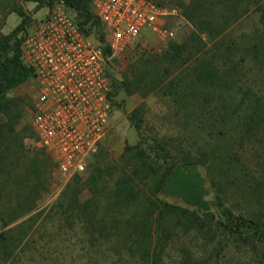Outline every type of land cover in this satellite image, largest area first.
<instances>
[{
	"label": "trees",
	"instance_id": "obj_1",
	"mask_svg": "<svg viewBox=\"0 0 264 264\" xmlns=\"http://www.w3.org/2000/svg\"><path fill=\"white\" fill-rule=\"evenodd\" d=\"M23 1L36 2L39 9L52 8L58 0ZM154 1L164 4L162 0ZM64 2L75 12V20L85 35L91 36L95 29L103 27L92 0ZM173 5L181 10L190 32L162 52L140 57V67L130 69L119 89L130 94L159 92L168 98L177 135H153L148 141L127 144L108 197L107 186L101 183L105 170L97 165L84 182L74 175L57 206L66 207L71 216H80L84 229L93 238L98 224L120 227L123 238L139 243L141 264H162L163 253L177 227L184 234L197 233L203 239L209 236L212 243L225 242V247H243L261 255L264 0H174ZM10 13H17L22 21L12 33L0 34L1 159L8 158L17 144L15 128L22 116L10 92L34 78L33 69L12 47V40L29 20L19 2L12 3ZM105 36V32L100 35L101 41ZM103 51L107 57L112 54L109 45ZM110 96L112 99L111 92ZM134 118L141 128L145 119L136 113L131 120ZM10 166L7 163L4 167ZM208 184L214 195L212 202L206 198ZM159 194L180 197L195 209L162 201ZM104 196L107 200H103ZM101 208L105 215L98 218ZM218 231L223 239L216 237L215 242ZM12 232L14 228L0 233V261L8 255ZM185 252L178 264L209 262L203 255Z\"/></svg>",
	"mask_w": 264,
	"mask_h": 264
},
{
	"label": "rangeland",
	"instance_id": "obj_2",
	"mask_svg": "<svg viewBox=\"0 0 264 264\" xmlns=\"http://www.w3.org/2000/svg\"><path fill=\"white\" fill-rule=\"evenodd\" d=\"M162 1L163 6L177 10V13L165 19L172 34L166 39H160L153 33H146L122 52L112 53L108 57L107 74L114 105L110 132L99 152L92 158L88 169L76 175L84 182L95 166H101L105 170L101 183L107 186L106 197L127 144L148 141L153 135L161 138L165 135H177L168 98L159 92L130 94L119 89L125 76L130 74V69L133 66L140 67V57L162 52L169 44L179 42L190 32V26L181 10L173 5L174 0ZM13 2H19L23 6L29 20L25 28L12 40L13 51L23 59L26 34L32 31L38 21L58 7L59 3L56 2L52 8L38 9L36 2L0 0V34L12 33L22 21L17 13H10ZM62 7L75 19L74 11L69 10L65 3ZM103 32L104 28L101 27L91 34L92 39L102 48L108 45L106 36L105 41L100 39ZM10 96L21 107L22 116L15 128L17 144L8 158L0 157V233L14 228L7 247L8 255L2 257L0 264H141L139 243L137 240L123 238L120 227L113 228L108 223L106 226L104 222L98 224L97 235L93 238L84 229L85 223L80 216H71L70 211H65L66 207L57 206L59 197L75 176L64 178L52 154L37 144V136L32 126L37 98L34 78H29L12 90ZM133 113L145 119L141 128L137 127V119L131 120ZM7 163L11 164L10 168L4 167ZM207 188L206 198L212 202L214 195L209 184ZM105 196L103 200H107ZM159 198L195 209L177 196L159 194ZM211 207L218 218L216 206L212 204ZM104 215L105 210L101 208L98 218ZM20 216L22 217L17 219ZM13 220L16 221L12 222ZM4 223L10 225L3 227ZM105 226L107 228L103 229ZM217 233L215 238L220 236L223 239L222 233ZM210 240L212 239L209 236L203 239L197 233L184 234L177 227L163 253L162 264H178L186 255L185 250L190 255L193 252L196 257L203 255L209 261L208 264H264V252L258 255L243 247H225V242L218 244Z\"/></svg>",
	"mask_w": 264,
	"mask_h": 264
},
{
	"label": "built area",
	"instance_id": "obj_3",
	"mask_svg": "<svg viewBox=\"0 0 264 264\" xmlns=\"http://www.w3.org/2000/svg\"><path fill=\"white\" fill-rule=\"evenodd\" d=\"M59 6L38 21L23 42L24 62L37 89L32 126L37 144L64 178L82 174L110 132L114 105L102 46ZM108 45L118 54L146 33L166 39L165 19L177 13L154 0H92Z\"/></svg>",
	"mask_w": 264,
	"mask_h": 264
}]
</instances>
